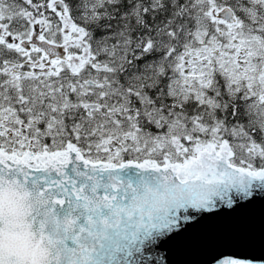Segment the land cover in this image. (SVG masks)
Returning a JSON list of instances; mask_svg holds the SVG:
<instances>
[{"label": "snow or ice", "instance_id": "snow-or-ice-1", "mask_svg": "<svg viewBox=\"0 0 264 264\" xmlns=\"http://www.w3.org/2000/svg\"><path fill=\"white\" fill-rule=\"evenodd\" d=\"M257 203L264 0H0V264H264Z\"/></svg>", "mask_w": 264, "mask_h": 264}, {"label": "water", "instance_id": "water-1", "mask_svg": "<svg viewBox=\"0 0 264 264\" xmlns=\"http://www.w3.org/2000/svg\"><path fill=\"white\" fill-rule=\"evenodd\" d=\"M244 223L250 229L255 241V248L259 251L260 240L264 235V206L257 203L246 210ZM231 247L225 246L223 251H233ZM159 254L167 261V264H202L203 254L193 246L182 242H172L167 244L163 249L158 250ZM155 264V261L149 262Z\"/></svg>", "mask_w": 264, "mask_h": 264}]
</instances>
